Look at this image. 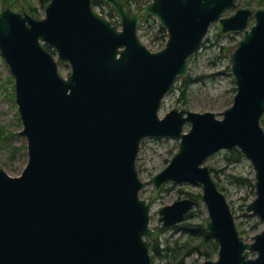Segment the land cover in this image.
<instances>
[{"label": "water", "instance_id": "obj_1", "mask_svg": "<svg viewBox=\"0 0 264 264\" xmlns=\"http://www.w3.org/2000/svg\"><path fill=\"white\" fill-rule=\"evenodd\" d=\"M92 1L48 0L42 17L0 7V53L14 77L28 154L19 175L0 167V264H151L152 202L164 184L180 182L200 186L203 224L218 243L216 258L199 264H264V5L146 0L132 12L121 0H100L117 26ZM144 14L166 31L157 50L139 36ZM212 24L221 34L242 32L228 55L231 104L221 118L176 106L159 116ZM146 138L178 146L142 180L136 159ZM232 148L254 169L255 197L245 210L263 228L248 237L205 163ZM149 183L152 193L142 198ZM194 206L190 197L177 199L159 208V219L178 224Z\"/></svg>", "mask_w": 264, "mask_h": 264}, {"label": "rangeland", "instance_id": "obj_2", "mask_svg": "<svg viewBox=\"0 0 264 264\" xmlns=\"http://www.w3.org/2000/svg\"><path fill=\"white\" fill-rule=\"evenodd\" d=\"M34 5L38 6L36 0H30ZM123 2L132 12L139 11L147 2L146 0H124ZM94 8L101 14L112 20L118 26V17L113 8L104 1ZM9 5L12 8H25L22 0H0V7ZM261 5H264L261 4ZM239 6H246L254 9L259 6L258 0H239ZM38 16L44 15V9L39 7ZM112 13V14H111ZM153 18L152 16H150ZM142 15L138 26V33L142 42L151 50L160 48L163 42L154 41V37L159 36L157 33L159 25L149 18ZM253 22L252 18L249 25ZM152 24V27L149 26ZM218 30L212 24L207 32L209 41L205 38L201 42L198 50L189 59L188 74L192 78H196L190 82L186 88L185 95L181 97L178 88L179 82H176L175 88L167 93L162 100L159 109V116H162L170 108L176 106L178 108H187L193 111L203 112L212 111L217 117L221 118V111L229 106L233 98V90L235 88L234 79L230 73L228 64L229 52L234 48L236 42L242 36L241 33L222 34L217 37ZM221 34V33H220ZM218 43H215L217 42ZM221 46L227 49L226 55L223 57ZM225 54V53H224ZM58 70L62 75H67L69 66L59 63ZM184 78V77H183ZM260 122L264 128V113ZM188 127V126H187ZM185 127V129H187ZM0 128L3 133L0 137V167H2L9 175H19L28 160L27 142L24 135L20 134L22 122L18 113L17 103L15 101L14 77L10 72L9 66L0 53ZM5 136V137H4ZM178 140L173 138H146L141 141L139 153L136 159V167L139 177L142 180L148 179L152 174L163 168L174 152L177 150ZM225 149L218 150L211 154L205 161L208 166L216 169L214 172L215 180L224 187V194L229 202L237 228L243 236H252L261 231L263 223L256 216L246 212V205L255 197L254 185H238L229 182L228 174L253 178L254 169L251 162L244 157L243 160L231 163L228 166L224 163L223 154ZM200 186L190 182L166 183L158 192L157 197L153 200L150 209V226L157 231L156 239L161 242L164 247L167 242L173 246L176 243L186 242L188 239L185 234L175 231L169 226H164L160 221L159 208L170 204L177 199L190 197L189 195L200 193ZM152 193V184H146L140 190L142 198H148ZM189 212L192 213L190 220L192 222L204 221L207 218L206 209L200 202V206H194ZM155 239V238H154ZM152 239V240H154ZM151 241V240H150ZM195 243V240H192ZM218 244V243H217ZM218 250V249H217ZM217 251L210 257L205 258L199 253H191L184 259V264H199L206 259H215ZM153 264H164L165 259L154 257Z\"/></svg>", "mask_w": 264, "mask_h": 264}, {"label": "trees", "instance_id": "obj_3", "mask_svg": "<svg viewBox=\"0 0 264 264\" xmlns=\"http://www.w3.org/2000/svg\"><path fill=\"white\" fill-rule=\"evenodd\" d=\"M122 2H125L124 0H121ZM23 4L27 8V10L35 15L38 16L39 7L41 9H44L46 4L48 3V0H36L38 3L37 5H34L30 0H22ZM259 5L264 3V0H258ZM102 2L100 0H93L92 4L93 6H96L98 4H101ZM126 3V2H125ZM112 14V13H111ZM151 17L146 18L148 20ZM154 20V18H151ZM150 27H152V24H149ZM160 33V34H159ZM159 36L154 37V41L156 42H163L166 38V32L165 30L159 25L157 33ZM216 36L219 38L222 36L219 32L216 33ZM209 37L206 36L205 41H209ZM215 43H218L215 42ZM44 47L49 50L52 54L54 53V50L47 44H43ZM223 52V57L227 56L226 52L227 49L224 46L220 47ZM225 53V54H224ZM196 78H192L191 76H186L184 78L179 79L177 82H179V90L181 93V97L185 95L186 88L188 87L189 83L194 81ZM233 92H235V88H232ZM262 120V119H261ZM2 129L0 128V137L2 136ZM5 137V136H4ZM244 159L243 154L238 150L237 148H232L230 150H227L223 154V160L226 166H228L231 163H236ZM211 173L213 174V177H215L214 172L216 169L209 166ZM229 182L233 184L238 185H249L250 187H253V178H247L243 176H237V175H230L228 174ZM216 184L219 187L220 190L224 191V187H222L218 180H216ZM190 198L195 200V206H200L201 202V195L200 193L189 195ZM192 216L191 212H188L185 215V218L182 222L178 224H174L169 226V228H172L175 231H180V233H183L187 237V241L182 243H176L175 245L171 246L170 242H167V244L163 247L161 245V242H159L158 239L151 240L149 242V249L151 254V264H153L152 260L154 257H160L165 259L164 264H184V259L187 255L191 253H199L205 256V258H210L218 249L217 241L214 239V237L210 234V232L204 227L203 221L199 222H192L190 220ZM241 233H244L241 231ZM192 240H195L196 242L193 243Z\"/></svg>", "mask_w": 264, "mask_h": 264}, {"label": "bare ground", "instance_id": "obj_4", "mask_svg": "<svg viewBox=\"0 0 264 264\" xmlns=\"http://www.w3.org/2000/svg\"><path fill=\"white\" fill-rule=\"evenodd\" d=\"M148 17H150V16H148ZM153 18H154V17H153ZM154 20H156V19L154 18ZM155 22H156L158 25H160V23H159L157 20H156ZM213 25H214V24H213ZM160 26H161V25H160ZM210 26H211V25H210ZM214 26H215V25H214ZM209 28H210V27H209ZM207 32H208V31H207ZM206 35H207V34H206ZM206 35H205V37H206ZM205 37H204V38H205Z\"/></svg>", "mask_w": 264, "mask_h": 264}]
</instances>
